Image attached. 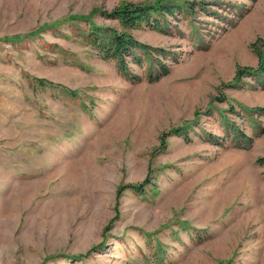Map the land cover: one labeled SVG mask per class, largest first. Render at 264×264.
Listing matches in <instances>:
<instances>
[{
  "label": "rangeland",
  "instance_id": "rangeland-1",
  "mask_svg": "<svg viewBox=\"0 0 264 264\" xmlns=\"http://www.w3.org/2000/svg\"><path fill=\"white\" fill-rule=\"evenodd\" d=\"M123 1L177 7L138 79L67 19ZM258 51L264 0H0V264H264Z\"/></svg>",
  "mask_w": 264,
  "mask_h": 264
},
{
  "label": "trees",
  "instance_id": "trees-1",
  "mask_svg": "<svg viewBox=\"0 0 264 264\" xmlns=\"http://www.w3.org/2000/svg\"><path fill=\"white\" fill-rule=\"evenodd\" d=\"M177 8L176 6H164L159 4L158 7H154L153 5H148L145 2H127L123 1L118 6L113 7L109 11H104L101 9H94L88 14H73L71 17H68L70 21H89L90 22V31L93 35L92 41L93 44L99 48L100 54L104 59H114L120 71H122L127 77L138 79L139 76L129 69L128 58L137 64L138 66H144L145 62H151L150 55L148 49L151 48L145 43H142L134 35L128 30L129 28H135L139 26L142 22L149 24L151 26H156L157 22L154 19V15H152L151 10L156 11H164V14H168L173 12V10ZM94 11H98L102 15L107 18H112L118 21L120 25V29L118 30L115 27L106 26L98 24L93 19ZM65 19V20H67ZM64 21L63 19L55 21L51 24V26H57L60 22ZM41 30H33L29 33H25L22 35L14 36V38H23L27 36H32L35 33ZM140 50V51H137ZM138 52V53H136ZM140 52V53H139ZM259 65L258 68L264 71V51L259 52ZM164 64H161L160 73H157L158 76L162 75L163 72H166L164 68ZM257 70L253 69L252 66H245L243 68L238 69V75H246L249 72ZM151 74L148 73V75ZM151 76V75H149ZM35 84L41 85H49L54 86L52 81H48L45 78H33ZM67 91V89H65ZM68 92V91H67ZM72 94H75V91H71ZM149 182V178L143 182H139L136 184H129L130 189H141L144 187L146 183ZM90 251H86L83 254H79L76 257L81 258L86 256ZM74 257V256H73ZM70 258V257H69Z\"/></svg>",
  "mask_w": 264,
  "mask_h": 264
}]
</instances>
